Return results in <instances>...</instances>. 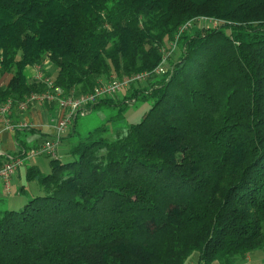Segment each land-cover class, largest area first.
<instances>
[{
    "label": "trees",
    "instance_id": "trees-1",
    "mask_svg": "<svg viewBox=\"0 0 264 264\" xmlns=\"http://www.w3.org/2000/svg\"><path fill=\"white\" fill-rule=\"evenodd\" d=\"M202 18L214 26L197 27ZM191 22L167 74H154ZM45 61L66 95L150 77L92 106L116 115L49 157L48 174L27 169L41 194L0 207V264H186L194 253L197 264H241L264 253V0H0V78L12 75L0 104L45 91L25 75ZM139 101L150 102L143 119L110 137Z\"/></svg>",
    "mask_w": 264,
    "mask_h": 264
},
{
    "label": "built area",
    "instance_id": "built-area-1",
    "mask_svg": "<svg viewBox=\"0 0 264 264\" xmlns=\"http://www.w3.org/2000/svg\"><path fill=\"white\" fill-rule=\"evenodd\" d=\"M209 21L208 19H199L197 24ZM210 22V21H209ZM192 27V22L185 25L177 35L172 44L173 50L177 47V41L180 34ZM170 54L165 55L162 63L156 68L154 74L165 75L168 72L166 67L167 60ZM42 77V75H40ZM150 77L149 73L135 74L126 76L121 79H113L108 83L97 87L93 92L85 95L76 96L66 95L65 92L55 86L54 81L50 78L44 79L46 90L39 93H32L23 102L14 104L11 100L0 104V117L5 121L7 130H17L30 128L25 122L13 125L10 117L13 109H17L19 113L25 114L36 105H53L56 106L59 116L56 120L54 130L55 135L47 138L38 146L22 150L21 155L15 158L7 157L6 154L0 153V184L4 191L10 194L12 191L13 178L16 176L18 169L24 165L28 159L47 156L53 159L58 158V150L63 141V135L78 122L81 118L86 117L91 110V107L96 105L101 100L112 98L115 94L130 88L137 82L146 81Z\"/></svg>",
    "mask_w": 264,
    "mask_h": 264
},
{
    "label": "crops",
    "instance_id": "crops-1",
    "mask_svg": "<svg viewBox=\"0 0 264 264\" xmlns=\"http://www.w3.org/2000/svg\"><path fill=\"white\" fill-rule=\"evenodd\" d=\"M56 74L57 71L49 61H45L40 66L28 67L25 72L29 83H40L46 78H54ZM40 75H42V77ZM48 75L49 77H47ZM11 79L12 75L1 77L0 86H7ZM116 99L120 100L121 98L118 99L117 97ZM147 112L148 110L144 111V114L146 115ZM109 115L111 114L105 109L90 111L84 121L76 122L73 128L69 129L63 135L64 139L59 147L58 156L62 158L68 153L75 137L78 134L82 135L84 133L83 129L89 130L87 132L89 133L93 128L95 129L103 125L110 117H112H109ZM58 116L59 112L56 106L48 109L45 105H36L25 114H21L17 109H13L10 117L12 124L17 125L25 122L30 126V128L26 129L34 130V133L30 134L26 129H17L21 131L19 140L15 136L16 130H7L5 121L0 117V153L2 152L6 154L7 157L15 158L21 155L20 153L22 150L42 144L47 138L56 134L54 126ZM131 124L133 123L130 121L126 122V125ZM63 153L65 154L63 155ZM32 160L33 158L28 159L25 161L24 165L18 169L16 176L13 178L12 191L10 194H7L0 184V200L5 201L6 206L10 210L22 209L29 197H33L28 190V183L30 182L26 180L27 169L24 170L25 166Z\"/></svg>",
    "mask_w": 264,
    "mask_h": 264
},
{
    "label": "rangeland",
    "instance_id": "rangeland-1",
    "mask_svg": "<svg viewBox=\"0 0 264 264\" xmlns=\"http://www.w3.org/2000/svg\"><path fill=\"white\" fill-rule=\"evenodd\" d=\"M196 26L198 27H209V26H214V24L210 23L209 21L207 22H203L202 25L199 23V25L196 23ZM170 48V52H167L166 55L170 54V56H173L174 53H175V49L173 50V46H169ZM171 58V57H170ZM127 92L123 91L122 93H120L118 96L123 99L124 95H126ZM150 109V102H147V101H139L137 102L136 104L134 103V105H131L129 107V109L127 110L126 114H125V118L127 121H120V122H115V123H110V127L112 129V133L109 135L110 137H112L114 135V133H116V130H119L121 129L122 127H124L126 125V122L130 121L132 122L133 124L134 123H138L140 122L143 117H144V111L146 110H149ZM110 112V111H108ZM112 116L114 117L116 115V113L113 111L112 113H109ZM89 115V114H88ZM87 115V116H88ZM86 116V117H87ZM81 118L79 120V122H82L85 120V118ZM91 129V128H90ZM94 129V128H93ZM92 129V130H93ZM89 130L87 129H83V134L81 136H85L87 135ZM79 135V134H78ZM77 138L75 137L74 140H76ZM65 153H63L64 155ZM66 156V155H65ZM65 158V157H64ZM64 161H66V159H64ZM50 158L47 157V156H39V157H34L33 160L31 162H29L24 170L28 169L29 167L31 166H37L40 168L41 172L43 174H48L51 170L50 168ZM24 172V171H23ZM28 190L30 191V193L35 196V195H39L41 194V191H40V188H39V185L36 181L34 182H30L28 183ZM29 193V192H28ZM6 205V203L2 204L0 203V207L1 208H5L4 206ZM9 209V208H7ZM197 258H198V254L197 253H194L190 258L189 260L187 261L186 264H197ZM241 264H264V253L262 252H259L257 254H255L254 256H250L249 258H247L244 262H242Z\"/></svg>",
    "mask_w": 264,
    "mask_h": 264
}]
</instances>
